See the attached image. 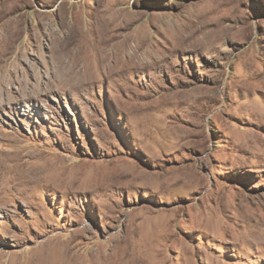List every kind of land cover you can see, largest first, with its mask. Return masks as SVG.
I'll return each mask as SVG.
<instances>
[{"label": "rangeland", "instance_id": "1", "mask_svg": "<svg viewBox=\"0 0 264 264\" xmlns=\"http://www.w3.org/2000/svg\"><path fill=\"white\" fill-rule=\"evenodd\" d=\"M104 261L264 264V0H0V264Z\"/></svg>", "mask_w": 264, "mask_h": 264}, {"label": "bare ground", "instance_id": "2", "mask_svg": "<svg viewBox=\"0 0 264 264\" xmlns=\"http://www.w3.org/2000/svg\"><path fill=\"white\" fill-rule=\"evenodd\" d=\"M72 62H73V61H72ZM68 70H69V69H68ZM84 71H85V70H84ZM151 247H153V246H151ZM163 251H164V250H163ZM153 252H154V251H153ZM146 253H147V252H146ZM154 253H155V252H154ZM159 253H160V252H159ZM156 255H158V254L156 253ZM158 256H159V255H158ZM153 257H154V255H153ZM153 257H152V258H153ZM155 257H156V256H155ZM159 258H160V257H159ZM142 260H143V259H142ZM134 261H135V260H134ZM168 261H169V260H168ZM98 262H99V261H98ZM129 262H130V261H129ZM145 262H146V261H145ZM167 263H168V262H167ZM167 263H166V264H167ZM101 264H109V262H105V261H104V263L102 262ZM124 264H125V263H124ZM161 264H162V263H161Z\"/></svg>", "mask_w": 264, "mask_h": 264}]
</instances>
